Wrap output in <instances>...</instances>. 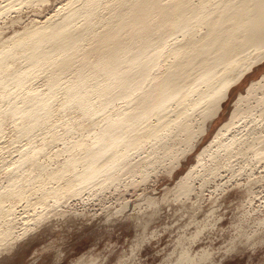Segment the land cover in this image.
<instances>
[{
	"label": "rangeland",
	"instance_id": "374dc122",
	"mask_svg": "<svg viewBox=\"0 0 264 264\" xmlns=\"http://www.w3.org/2000/svg\"><path fill=\"white\" fill-rule=\"evenodd\" d=\"M172 1L155 0L166 2L168 8ZM80 2L0 0V43L8 47L18 33L46 25ZM106 10L101 7L102 13ZM150 11L156 18L162 16L150 1L136 20L128 16L116 28L139 18L150 20L145 16ZM84 42V49L92 45ZM212 45L209 41L204 47ZM8 62L14 69L21 66V58ZM192 68L197 70L195 64ZM29 80L33 89L45 88L43 75ZM251 81L258 83L248 90ZM239 94L245 98L237 102ZM58 98L59 94L52 102L44 135L47 128L28 140L16 139L13 118L2 119L0 192L16 174L23 196L2 203L0 264H264V59L230 88L218 115L207 120L206 131L195 141H171L165 143L171 147L163 148L161 133L156 146L145 143L134 158L142 159L135 168L116 171L112 179L99 176L80 187L65 184L41 197L43 187L62 185L48 174L61 169L71 156L67 142L84 141L91 133L88 126L65 131L78 125L79 116L73 109L61 110ZM230 118L229 130L218 135V128ZM200 121L201 116L193 113L194 133ZM233 136L239 142L223 148ZM27 147L34 152H25ZM18 152L33 153V162L40 167L17 163ZM10 232L13 239L8 238Z\"/></svg>",
	"mask_w": 264,
	"mask_h": 264
},
{
	"label": "bare ground",
	"instance_id": "6f19581e",
	"mask_svg": "<svg viewBox=\"0 0 264 264\" xmlns=\"http://www.w3.org/2000/svg\"><path fill=\"white\" fill-rule=\"evenodd\" d=\"M150 1L161 17L150 11L145 15L150 20L139 18L116 28L128 16L136 20ZM207 1L175 0L168 8L166 2L155 0H81L48 24L18 33L8 47L0 43V130L3 117L10 116L17 127L16 139L32 138L50 125V108L59 94V108L73 109L79 116L78 125L65 131L82 126L91 131L84 141L67 142L71 156L65 166L48 174L62 185L43 187L41 197L65 184L80 187L99 176L112 179L116 171L135 168L142 159L134 158L145 143L156 146L161 133L164 148L171 147L165 144L171 141H195L206 131L207 120L218 115L230 88L264 59V0ZM84 41L92 43L90 48H83ZM209 41L213 45L206 49ZM20 58L18 68L8 62ZM39 75L44 76L43 90L33 89L29 80ZM257 83L251 81L248 90ZM244 98L239 94L236 100ZM235 110L238 107L232 116ZM195 112L201 116L196 133ZM231 118L218 128V135L229 130ZM239 140L233 136L223 148L231 149ZM34 150L27 147L25 152ZM18 153L17 163L40 167L33 162V153ZM20 196L21 181L11 174L0 192V214L4 199Z\"/></svg>",
	"mask_w": 264,
	"mask_h": 264
}]
</instances>
